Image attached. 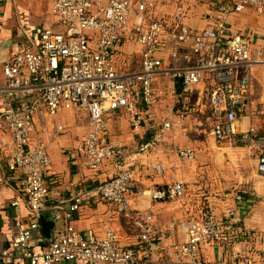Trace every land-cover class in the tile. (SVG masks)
I'll list each match as a JSON object with an SVG mask.
<instances>
[{
	"label": "built area",
	"instance_id": "2783aa9c",
	"mask_svg": "<svg viewBox=\"0 0 264 264\" xmlns=\"http://www.w3.org/2000/svg\"><path fill=\"white\" fill-rule=\"evenodd\" d=\"M184 1L54 0L59 29H41L32 46L0 50V185L15 184L32 216L18 223L7 247H0L2 264L18 254L30 264L75 260L154 264L162 259L164 264H211L201 257L203 247L231 249L244 233L237 216L243 201L240 194L232 197L235 203L228 204L224 215L206 199L201 201L180 225V237L174 235L176 221L161 227L150 209L133 207L130 197L136 172L129 160L137 153L112 140L107 126L110 113L125 110L134 129L140 127L144 121L140 107L157 104L165 78L180 80L191 93L196 88L205 104L207 98L212 133L220 142H256L260 127L254 124L241 131L239 114L250 100L254 71L264 66V51L255 46L250 30L234 31L230 19L249 9L264 14V0L221 1L205 9L195 27L182 20L187 13ZM163 3L173 9L169 19L156 13ZM137 58L139 68L118 67L117 63L132 64ZM60 109L87 113L88 131L76 147L84 166L97 171L114 160L117 167L108 179L76 192L64 210L66 220L84 201L98 197L116 209L135 244H122L119 227L111 221L103 237L86 235L67 221L51 240L34 244L36 235H42L40 217L49 197L46 178L52 165L46 143L35 134L39 120L55 117ZM256 116L264 117V109ZM65 128L57 125L59 132ZM179 155L184 160L196 158L193 149H181ZM153 168L163 172L160 164ZM257 172L264 175V145ZM187 192L188 187L176 181L154 198H182ZM224 196L229 199V194ZM229 255L227 250L214 264H262L248 255Z\"/></svg>",
	"mask_w": 264,
	"mask_h": 264
},
{
	"label": "crops",
	"instance_id": "0c3cea01",
	"mask_svg": "<svg viewBox=\"0 0 264 264\" xmlns=\"http://www.w3.org/2000/svg\"><path fill=\"white\" fill-rule=\"evenodd\" d=\"M185 1L182 8L187 13L182 20L184 23L195 27L200 23L203 11L199 15L197 13L188 14ZM221 1L225 2L227 0H219L217 3ZM53 3L54 0L51 2V10L49 9L48 15L44 11V7L41 6V0H3L0 14V50L10 48L17 51L23 47L32 46L41 29L49 27L59 29L53 14ZM158 10L156 12L157 15L159 14L158 17H167V11L162 13L165 10L163 7H159ZM160 13L162 16H160ZM170 14H172V11H170ZM230 21L234 31L250 30L255 38V46L264 51V14L259 15L254 10L249 9L245 13L231 17ZM117 64L122 69L139 68L138 58L132 64ZM161 84L159 86L160 91L167 84L168 87L173 89L178 98V103L172 114L164 110L162 106L153 108V113L152 108L143 105L140 109L144 121L137 129L132 126L131 116L125 110L114 111L107 116V126L112 140L124 142L129 151L134 152L133 154L137 153L131 156L129 160L136 172L132 189L133 194L130 197L133 207L150 209L161 227H166L171 221H176L178 225L174 230V235L180 237L182 234L180 225L187 222L190 211L201 201L207 199L206 203L210 204L216 212L224 215L228 204L234 205L235 203L232 197L234 198L235 195L240 194L243 201L239 205L240 213L237 216L241 227H244V233L237 237L236 243L231 249H227L222 245L203 247L201 257H207L211 264H214L219 259L224 258L228 250L230 257L240 258L238 255H248L263 264L264 202L256 203V200L262 196L260 194H262V189L264 190V183L260 180V178L264 180V175L257 172L258 155L264 145V117H257L256 113L258 110L264 109V66H258L254 71L250 100L243 112L239 114V129L241 131H247L254 124L260 127L258 137L254 140L256 142L232 144L220 142L214 136L216 148L223 150L219 153L222 154V157H218L220 161L216 166L214 163H209L208 157L206 160L204 159V151L207 152L208 138L203 132L206 131V119L210 122L207 98L205 104L196 88L192 93L185 91L180 80L173 81L164 78ZM178 84L182 86L180 91H177ZM187 104L192 106H187ZM192 112L197 114L195 117L196 127L191 123L184 125V122H182L183 119L184 121H191L190 114ZM153 114L159 115L161 118L169 115V118H162L161 130L160 132L157 131V135H155L157 141L149 142L147 138L151 136V132L148 127L149 121L153 119ZM191 115L194 117V114ZM167 123L170 124L168 128L166 127ZM58 124L66 125L63 132L57 130ZM143 124L148 127L143 126ZM168 130L171 131V136L167 139L168 141H164L161 138V133H166ZM87 131L88 117L83 109H60L55 117L43 118L37 124L35 136L46 143L52 157V165L46 178L49 197L43 213L53 215V219L55 218L56 227L54 232L68 221L65 218L64 210L72 203L73 196L78 190L94 186L108 179L117 170L114 160L106 161L97 171L84 166L76 154V147ZM181 149H193L196 158L194 160L182 159L179 155ZM225 152L229 155L226 156ZM246 154L252 159L251 164L254 166V172L252 175L243 177L246 171L244 169L246 163L243 161ZM156 164L162 166V173L153 168ZM213 167L225 169L210 170ZM230 173H233V175ZM250 176L255 177V181L252 182L256 184L253 192L242 189L246 183L237 184L238 180L242 182L241 179L243 178H246L245 180L251 179ZM212 178H217V180L213 181ZM222 178H227L230 181H223ZM202 179L205 181L209 190L208 193H211V195H206V187ZM176 181H181L188 187L185 197L177 198L166 195L165 197L154 198L155 194L166 192L168 185ZM215 184L224 190L216 193L213 189ZM225 187L227 188L225 189ZM235 188H240L241 191L228 193L229 197L231 196V198L228 197L229 199L222 198L226 194L223 192L234 191ZM212 190L215 195H212ZM218 194L221 195V198L220 196L217 197ZM14 201H17L16 205H12ZM31 219V211L16 185L13 183L11 185H0V247L9 245L11 235L18 223L28 222ZM110 221L119 227L122 244H135V238L131 236L130 230L123 226V222L117 217L116 209L98 197L84 201L80 210L73 212V216L68 222L74 224L86 235L103 237L106 225ZM47 240L51 239L42 231V235H36L33 242L41 245L45 244ZM161 261L154 264L165 263L164 259ZM0 264L2 263L0 262ZM9 264L30 263L18 254L17 257L11 259ZM57 264L85 263L75 260Z\"/></svg>",
	"mask_w": 264,
	"mask_h": 264
},
{
	"label": "rangeland",
	"instance_id": "374dc122",
	"mask_svg": "<svg viewBox=\"0 0 264 264\" xmlns=\"http://www.w3.org/2000/svg\"><path fill=\"white\" fill-rule=\"evenodd\" d=\"M218 1L219 0H186L185 4H186V7H188V14H190V15L192 14L193 15V14L197 13L199 15L202 11L203 12L205 11L206 4H207V7L209 9V8H213L214 5L217 4ZM51 2H52V0H41V6L44 7V11H46V14H48V15H49V9L51 8ZM163 4L164 5H160V8L163 7V9H165L164 12H162V13H165L167 11V14H166L167 17L165 16V18H163V17L162 18L163 19H169L171 17L170 11H173L172 7L171 6H167L166 3H163ZM168 10H169V13H168ZM157 11H159V10H157ZM158 16H159V14H158ZM160 16H162L161 13H160ZM161 91H163V92H161ZM161 91L159 89L160 97H159V100H158L157 104H155L153 107H150V108L153 109V108H157V107H161L162 106V108L164 110H166L168 113L172 114L173 110H175V107H176V105L178 103L177 102L178 98L174 94L173 89L171 87H168L167 84H166V87L161 89ZM187 106L191 107L192 105L187 104ZM152 111L154 113V109ZM191 114H194V117ZM191 114H190L191 121L190 120H187V121L185 120L184 121V119H183L182 122H184V125H188L189 123H191L194 126L197 125L196 121H195V117L197 116V114L194 113V112H192ZM201 115L204 116L203 114H201ZM164 117H168L169 118V115H165ZM164 117H162V118H164ZM162 118L159 115L156 116V115L153 114V119L149 121V127L146 124H143V126L148 127L149 128L148 130L151 132V136H149L147 138V140H149V142H153V141L156 142L157 141V139L155 138V135H157V133H156L157 131L160 132V130H161V127L163 125V119ZM147 122H148V120H147ZM205 129H206V131H204L203 133L208 138V142H207V147H206L207 152L204 151V159L206 160V158L208 157L209 163H212V164L214 163V165L216 166L219 163L218 161H220L218 157L219 156L222 157L221 156L222 154H219V153L222 152L223 150H221V149L219 150V149L216 148V145H215L216 140H215L214 135L212 133L210 122H208L207 119H206V123H205ZM170 136H171V131L170 130H168L166 133H161V138L164 141H168L167 139L170 138ZM217 144L221 145L220 143H217ZM226 151H228V150H226ZM225 155L228 156L229 153L225 152ZM244 159L246 160V161L243 160L244 163H246V165H244V167H245L244 169L246 171L243 174V177H246V175H252L253 174L254 166H253V164H251L252 163V159H250L247 154L244 156ZM220 164H222V162H220ZM213 169H217L219 171V170L225 169V168H222V167L215 168V167H213L210 170H213ZM230 174L233 175V173H230ZM250 178L251 179H249V180L247 179L248 181L245 180L246 178L241 179L242 182H239V180H238L237 184L246 183V184H244V188H242V189H246L247 191H252L253 192V191H255V185L256 184H253L252 182L255 181V177L254 176H250ZM212 179H213V181L217 180V178L216 179L212 178ZM222 179H223V181H227V182L230 181L227 178H222ZM260 180L263 181V183H264V180L262 178H260ZM232 181H234V179H232ZM218 188H219V190H217ZM226 188L227 187H225V189ZM209 189H211V188H209ZM213 189H214V191L216 193L222 192L224 190V189H220V186H218L216 184L214 185ZM239 189L240 188H235L234 191L228 190V191H225L223 193H226V194L229 193L230 194L231 192L234 193L236 191H241ZM208 191H209L208 188H206V195L207 196L211 195V193H208ZM215 192H213V190H212V195H215ZM260 195H262V196L257 198L256 203L264 202V190L263 189H262V194H260ZM219 196L221 198V195L218 194L217 197H219ZM222 198L224 199L226 197L223 196ZM229 198H231V196ZM206 202H207V199H206ZM261 242H262V240H261Z\"/></svg>",
	"mask_w": 264,
	"mask_h": 264
},
{
	"label": "water",
	"instance_id": "95a60500",
	"mask_svg": "<svg viewBox=\"0 0 264 264\" xmlns=\"http://www.w3.org/2000/svg\"><path fill=\"white\" fill-rule=\"evenodd\" d=\"M40 221H41L42 231L48 238L52 239L54 229L56 227V222H55V218L53 219V215H49L48 213H42L40 217Z\"/></svg>",
	"mask_w": 264,
	"mask_h": 264
},
{
	"label": "trees",
	"instance_id": "16d2710c",
	"mask_svg": "<svg viewBox=\"0 0 264 264\" xmlns=\"http://www.w3.org/2000/svg\"><path fill=\"white\" fill-rule=\"evenodd\" d=\"M181 85H182V83H181ZM181 85L178 84L179 87L177 88V91H180V90H181V88H182V86H183V85H182V86H181Z\"/></svg>",
	"mask_w": 264,
	"mask_h": 264
}]
</instances>
